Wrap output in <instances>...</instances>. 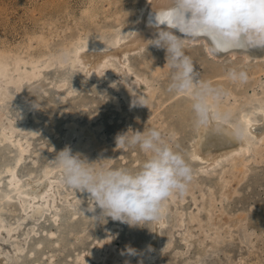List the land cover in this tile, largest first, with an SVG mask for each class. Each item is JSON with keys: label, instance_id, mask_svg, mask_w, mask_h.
Instances as JSON below:
<instances>
[{"label": "rangeland", "instance_id": "rangeland-1", "mask_svg": "<svg viewBox=\"0 0 264 264\" xmlns=\"http://www.w3.org/2000/svg\"><path fill=\"white\" fill-rule=\"evenodd\" d=\"M141 1L143 0H136V5L127 15V19L134 16L137 5ZM87 2L88 0H0V45L5 44L9 48H17L27 40L29 34L40 28L42 20L45 22V20L49 21L55 18L58 26L61 27L74 24L75 19L81 17ZM121 4L125 6L127 2H120V7ZM184 51L192 59L200 78L203 80L207 78L206 81H210L217 88H221L225 84L230 89L236 90L238 107L244 105L242 96L251 99L255 97L253 87H248L249 79L244 85L238 86L237 82L214 75L220 70L228 72L232 68L252 72L260 66H264V62L250 61L247 64L241 63L240 60L218 62L208 55L203 45L186 44ZM158 55L166 56L165 50L149 45L141 52L131 53L127 64L137 68L138 71H146L148 70L146 63ZM164 65L167 66L166 58H164ZM65 71L64 67L51 69L44 73V77L40 81L25 85L23 95L26 97L37 96V100L41 101V108L46 105L51 109L58 110L63 106H70L76 111L74 113L60 111L58 115L51 118V123H55L58 129L51 132L43 130L38 135L31 136L32 145L22 163V171L25 168H32V165H39L40 162L41 167L47 163L52 164L51 161L54 160L57 152L66 146L71 147L65 140L64 133L66 124L69 121H74L80 109L86 107L79 108V105L89 106L86 116H93L98 112L102 113V117H105L106 137L104 145L101 147L107 150L105 160L108 161H104L103 164L106 167L139 169L147 156L138 146L117 148L115 137L118 133L126 132L129 128L140 132L155 128L189 162L193 170V180L186 194L174 196L166 202L169 207L170 219L164 228V234L166 237V234H169L172 229L174 234L169 248L164 250L162 256L154 264H197L203 258L206 259L200 261V264H264V151L258 155L253 151L246 153L245 156L249 160V164L246 173L242 176L228 169V161L222 162L214 169H205L201 166L192 156L191 139L195 133V123L190 101L186 97L168 92L171 78L169 71H157L154 65L150 68V72L156 79H159V82L157 87L154 86L151 90V96L149 93L148 95L143 94V86L140 83L137 84L135 90H132V99L135 95H143L147 99V106L134 108H128V104H123L121 108L116 107L114 99L119 92L110 87L106 92L101 91L102 86L85 76L83 72L68 74V78L78 81V85L76 92L64 99L60 94L64 93L66 88L57 89L50 82L63 75ZM135 79L140 81L136 76ZM242 92L245 93L242 95ZM258 104L259 101L254 99L249 103L248 108L254 109ZM30 106L32 118L28 122H23L25 126L15 117V109L10 115L11 122L21 128L30 126L29 130L38 126L39 122L43 121L41 118L47 117V115H43L40 106L34 103ZM65 113L66 116H63ZM37 117H39L38 120ZM43 144L55 145V147L48 149L44 148ZM9 145L14 151L18 149L12 141L0 144V147L6 149ZM7 156L15 159L16 153L7 152ZM256 156L260 157V161L255 162ZM34 174L39 175L40 173L34 172ZM59 174L61 175V172L55 168L54 180L58 185H61L64 183H62V179H57ZM72 192L73 194L67 200L57 201L56 206L47 211L37 222H35V218H30L29 221L35 226L21 227L15 230L14 236H19L23 231L27 232L32 229L27 237V249L19 253L22 257L21 263L27 261L28 264H32L35 256L29 254L33 253L37 256L40 249L46 248L50 242L55 240L54 238L66 236L63 243L56 245V264H86L84 259L89 261L88 264H97L96 257L103 250L108 252L106 264L115 261L117 257L128 258L127 260L121 259L120 264H126V262L127 264H144L147 254L146 241L152 234L154 224L149 223L144 227H129L127 224L112 221L110 218L107 223L99 221L94 223L80 213L69 223L60 221L54 224L53 214L62 213L64 215L77 202L78 198L82 199L85 204L82 210L92 207V203L88 201V193L77 192L73 189ZM3 194L4 189L0 190V204L8 205L10 208L8 210L13 218L11 222L15 224L23 215L20 211L21 204L18 200L3 199ZM175 205L177 208H181L178 214L184 218L183 227L176 228L174 226L173 216L177 215ZM95 213L96 216L100 215L98 207L95 209ZM90 214L85 212L86 217ZM60 226L64 227L58 231ZM51 228L56 231L54 238L47 237V231ZM112 228L115 229V232L107 233V230ZM73 233L79 234L77 239H72ZM133 235L134 239H131ZM38 243H40L39 247L33 250L34 245ZM9 244L0 243V249L9 252L11 250ZM126 246L135 249L137 254L128 255ZM207 255L212 256L207 257ZM134 257L136 260L131 261V258ZM17 260V258L11 260L10 264H15Z\"/></svg>", "mask_w": 264, "mask_h": 264}, {"label": "bare ground", "instance_id": "bare-ground-1", "mask_svg": "<svg viewBox=\"0 0 264 264\" xmlns=\"http://www.w3.org/2000/svg\"><path fill=\"white\" fill-rule=\"evenodd\" d=\"M122 1L127 4L125 6L121 4L120 7L119 3ZM166 3L167 0H143L137 5L134 16L127 19V15L136 5V0H88L81 17L76 18L74 24L61 27L58 26L55 18L49 21L44 19L45 22L42 20L40 28L29 34L27 40L17 48L0 45V144L12 141L18 147L15 151L11 145L6 149L0 147V157L7 158V152L16 153L15 159L9 161L3 159L6 162L0 164V190L4 189L3 199L18 200L21 204L20 211L23 213L13 224L11 222L13 218L8 210L10 208L6 203L0 204V243H10L11 247L9 252L0 249V264H10L11 259L16 258L18 260L15 264H28L27 261L21 263L22 257L19 253L27 249V237L32 229L23 231L19 236H14L15 230L35 226L29 221L30 218H35L37 222L47 211L56 206L57 201H65L73 194L72 189L65 184L56 183L53 177L56 167L53 164L47 163L38 170L35 168L39 165H32V168H25L22 171V163L32 145L31 136L38 135L43 130L55 131L56 127L53 126L50 118L54 113L59 114L62 110L72 113L76 111L70 106H63L58 109L59 111L53 109V112L44 110L43 107L41 108L39 99H33V102L23 95L25 85L40 81L46 71L64 67L65 73L50 82L57 89L66 88V91L60 94L64 99L76 92L78 81L68 78V74L75 72H83L85 76L96 81L102 86L103 92H106L109 87L117 90L119 94L114 102L118 108H121L123 104H128V108L132 107V90H135L138 83L143 86V94L149 93L151 96V90L154 86L157 87L159 79L153 76L150 68L154 65L157 71H169L164 65L166 56H154L146 63L148 70L142 72L129 66L127 62L131 53L141 52L149 47L148 42L155 37L157 30L170 28L167 24H161L158 21V13L169 10ZM163 18L161 16V19ZM173 30L175 31L174 28ZM176 34L179 35L178 32ZM220 41L223 40L212 33L199 32L187 38L186 44L203 45L208 55L218 62L226 60H240L243 64L250 61L264 62V48L250 49L243 44L224 48ZM62 54H67V62L63 61ZM247 74L248 87H253L255 91L253 99L242 96L244 105L238 107L236 90L223 84L219 89H222L225 94L213 111L218 110L221 114L228 113L229 120L223 124L215 120L206 125L194 124L195 133L191 139L192 156L205 169H214L222 162L228 161V169L242 176L246 173L249 164L246 153L253 151L258 155L264 151V66ZM135 76L140 81L136 80ZM214 76L228 79L225 70L218 71ZM237 84L244 85L239 82ZM243 93L245 92H242V95ZM254 99L259 101V104L254 109L248 108L249 103ZM31 101L40 106L43 115L47 117L41 118L43 121H40L32 130H29L30 126L21 128L14 125L10 116L13 109L16 110L15 117L22 124L32 118L30 105L33 103ZM82 106L86 107L80 109L74 121L66 124L65 140L71 145L73 154H81L88 159L89 163L103 161L107 155V150L101 147L106 137L105 117L98 112L93 116H86L89 106L79 105V108ZM63 116H66V113ZM95 120L98 121L94 122ZM237 128L243 129L245 133L243 138L237 137ZM43 146L51 149L46 144ZM255 158H257L255 162L260 161V157ZM34 172L40 174L35 175ZM61 175L59 174L57 179H61ZM77 206L85 207L82 199L78 198L64 215L53 214L54 224L60 221L69 223L74 220L79 214L76 211ZM175 208L177 215L173 216V222L177 228L182 226L184 218L178 214L181 208H177L176 205ZM165 209L163 220L154 224L152 234L146 241L147 254L144 264H154L172 242L174 230L166 234L167 238L164 234V228L170 219L167 203ZM93 215L96 213L93 212L87 217L91 218ZM63 227H58V231ZM113 231L115 232L114 228L107 230V233ZM55 235L56 231L53 228L47 231V237L54 238ZM78 236V233H73L72 239H77ZM65 237L54 238L55 240L47 244L46 248L40 249L37 256L33 253L29 254L35 256L32 264H56V245L63 243ZM12 239L15 240L11 241ZM131 239H134V235ZM39 245L40 243L34 245L32 249L36 250ZM101 247H103L102 244ZM107 254L108 252L104 250L100 251L96 257L97 264H106ZM211 256L207 255V257ZM121 259L128 258L117 257L109 264H120ZM204 259L206 258L200 261ZM132 260L136 258H131ZM83 261L86 264L89 263L87 259ZM200 261L197 264H200Z\"/></svg>", "mask_w": 264, "mask_h": 264}, {"label": "clouds", "instance_id": "clouds-1", "mask_svg": "<svg viewBox=\"0 0 264 264\" xmlns=\"http://www.w3.org/2000/svg\"><path fill=\"white\" fill-rule=\"evenodd\" d=\"M166 7L174 10L175 31L173 28L157 30L148 44L166 52L171 77L167 90L189 99L195 124L206 125L213 120L223 124L229 120V114L213 109L218 107L225 93L200 78L192 59L184 51L187 38L206 31L232 47L243 44L250 49L264 48V0H167ZM62 59L67 62V54H62ZM227 78L246 83L248 74L232 68ZM131 106L146 107L147 99L135 95ZM244 134L243 129H236L238 138H243ZM115 143L117 148L138 146L147 159L135 170L106 167L102 162L108 160L89 163L86 157L73 154L66 146L51 163L61 172L62 183L89 194L92 207L81 210L80 206L76 210L87 220L107 223L110 218L129 227L159 223L165 216L166 202L186 194L193 180L189 162L155 128L143 132L129 128L116 135ZM97 207L99 216L86 217L85 212L93 213ZM126 252L137 254L130 246H126Z\"/></svg>", "mask_w": 264, "mask_h": 264}, {"label": "snow or ice", "instance_id": "snow-or-ice-1", "mask_svg": "<svg viewBox=\"0 0 264 264\" xmlns=\"http://www.w3.org/2000/svg\"><path fill=\"white\" fill-rule=\"evenodd\" d=\"M161 16H163L164 18L161 19ZM174 16V10H168L165 13H158V21L161 24H167L170 28L174 27L173 23H172V18ZM201 32H206V31H201ZM199 33V32H198ZM224 48H228L231 47V45L227 44L224 41H220L219 42Z\"/></svg>", "mask_w": 264, "mask_h": 264}, {"label": "water", "instance_id": "water-1", "mask_svg": "<svg viewBox=\"0 0 264 264\" xmlns=\"http://www.w3.org/2000/svg\"><path fill=\"white\" fill-rule=\"evenodd\" d=\"M28 99H30V100H32L33 101V99H37V96H35V95H31L30 97H28ZM72 108V107H71ZM43 109L45 110H50V112H53V109H51V108H49L48 106H46V105H44L43 106ZM59 111V110H58ZM53 114V113H52ZM56 116V115H58L57 113H54L53 114V116ZM50 118H52V117H50ZM53 126H56L55 125V123H53ZM56 129H58V127L56 126ZM49 147H55V145H48ZM58 153V152H57ZM56 153V154H57ZM12 154V153H11ZM6 157L7 158H5V156H1L0 157V164L2 165V164H4V162H6L7 160L9 161L11 158H9L7 155H6ZM3 159H5L6 161H4ZM3 160V161H2ZM41 168V162L39 163V167L37 168V169H40ZM80 206H77V209L79 208ZM81 210H82V207H81ZM11 260H15V259H11Z\"/></svg>", "mask_w": 264, "mask_h": 264}]
</instances>
